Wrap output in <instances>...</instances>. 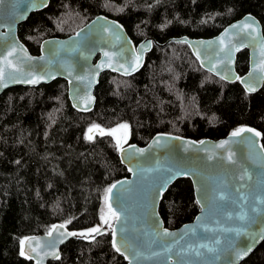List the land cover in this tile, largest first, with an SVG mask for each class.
Instances as JSON below:
<instances>
[{"label": "trees", "instance_id": "16d2710c", "mask_svg": "<svg viewBox=\"0 0 264 264\" xmlns=\"http://www.w3.org/2000/svg\"><path fill=\"white\" fill-rule=\"evenodd\" d=\"M246 13L264 35V0H49L17 26V36L38 54L43 39L68 36L102 14L120 23L134 45L145 37L162 43L211 37ZM247 58L245 49L236 54L238 77ZM94 96L92 110L81 113L70 106L60 78L0 94V264H32L21 255L22 240L55 224L72 233L100 227L70 238L47 264H125L109 240L114 218L106 202L109 187L127 176L119 141L144 145L156 133L218 139L248 126L260 133L264 149V79L247 93L237 80L203 70L182 42L152 45L134 74L101 73ZM94 126L106 132H90ZM157 210L169 229L194 217L198 206L187 177L168 185ZM239 264H264V239Z\"/></svg>", "mask_w": 264, "mask_h": 264}, {"label": "water", "instance_id": "95a60500", "mask_svg": "<svg viewBox=\"0 0 264 264\" xmlns=\"http://www.w3.org/2000/svg\"><path fill=\"white\" fill-rule=\"evenodd\" d=\"M48 2H0V68L5 74L0 94L11 87H35L60 78L66 82L70 106L86 113L94 106V87L101 73L134 74L152 45L169 42L185 43L203 70L225 82L237 80L247 93L256 92L262 85L264 35L258 19L250 13L211 37L179 36L162 43L145 37L136 45L120 23L98 14L68 36L43 39L38 54H30L17 36V26ZM244 49L247 69L237 79L235 57ZM33 80L36 82H29ZM241 129L253 131L198 141L156 133L144 145L120 146L118 142L117 156L127 176L109 187L112 192H107L110 199L106 202L120 215L119 221L114 218L111 223L109 240L113 247L115 230L124 255L113 249L125 264H239L259 245L264 239V149L256 129ZM181 177L191 182L198 211L191 220L169 229L163 226L158 203L168 185ZM165 231L174 235L165 236ZM69 233L66 226L55 224L47 233L25 237L20 251L31 257L32 264H47L75 236ZM193 250L201 255L196 256Z\"/></svg>", "mask_w": 264, "mask_h": 264}, {"label": "snow or ice", "instance_id": "6c2138e0", "mask_svg": "<svg viewBox=\"0 0 264 264\" xmlns=\"http://www.w3.org/2000/svg\"><path fill=\"white\" fill-rule=\"evenodd\" d=\"M0 2H2V0H0ZM247 27H249V28H251V26L249 25V26H247ZM254 30V29H253ZM77 35L79 36L80 35V33H77ZM262 53H264V49H262ZM10 55L12 54V53H9ZM105 55H108L107 53H105ZM41 59H43V57H41ZM10 63L11 62H9V65H10ZM16 71H20V69L19 68H17L16 69ZM261 71H264V64H262L261 65ZM4 70L2 69V68H0V83H3V81H4ZM250 75H251V73H250ZM237 79H239V77H237ZM29 82H32V83H35L36 81L35 80H33V81H29ZM4 86H6V85H4ZM251 90V89H250ZM94 127H97L98 128V126H94ZM121 127H127L126 125H121ZM89 131L91 132L92 131V129H89ZM101 131V134H103V130H100ZM241 131H249V132H251V131H253L252 129H240V130H237L236 132H233L232 133V135L233 136H238L239 134H240V132ZM257 135H259V133H257ZM89 139H91V137H89ZM222 146V145H221ZM138 151H141L142 152V150H138ZM129 171H132V169H129ZM169 171H171V170H169ZM174 175H187V173H175ZM171 176L168 178V180H166L162 185H161V190H163V188L164 187H166V184H167V182H169L170 180H171ZM113 188H115L116 187V185H113L112 186ZM107 192L110 194L111 192H112V188H109L108 190H107ZM157 195H159V192L157 193ZM224 197L223 196H221L220 197V199H223ZM107 199H110V196L109 197H106V200ZM197 203H201V201L198 199L197 200ZM109 210H110V213H111V216L113 217V218H115L117 221H119L120 220V215L115 211V210H113L112 208H111V204H109ZM101 219L104 221V223H108V220L107 219H105L104 217H101ZM200 219V217H197V220H199ZM61 227H63V226H61ZM99 231V229H97V228H93V229H91L90 230V232H98ZM124 230L123 229H121V232H123ZM192 231H194V229L192 230ZM69 235H81V236H83L84 235V233H80V234H77V233H69ZM163 235H165V236H168V235H174V234H171V233H168L167 231H165L164 233H163ZM116 232H115V230L113 231V247L115 248V250L117 251V252H120L121 253V255H124V253H123V251H122V248H121V246H119L118 244H117V242H116ZM22 244H23V241L21 242ZM216 243H219V241H216ZM200 247L201 248H203V247H206V245H200ZM169 251H170V249H169ZM194 251V253H195V255L196 256H200L201 255V253L198 251V250H193ZM208 251H212V249L211 248H209L208 249ZM242 254H246V252L245 253H238V255H242ZM21 255H24V252L23 251H21ZM177 255H181V253H177ZM29 258H31V257H29ZM125 258H127V257H125Z\"/></svg>", "mask_w": 264, "mask_h": 264}, {"label": "rangeland", "instance_id": "374dc122", "mask_svg": "<svg viewBox=\"0 0 264 264\" xmlns=\"http://www.w3.org/2000/svg\"><path fill=\"white\" fill-rule=\"evenodd\" d=\"M100 130H103V129H97L95 127L92 129V131L97 132V133H101ZM104 132H106V130H103V133ZM120 138L123 139V133L120 134ZM99 227H100V225L94 226V227H91V228H87V229H84V230H81V231H77L76 233L77 234L84 233V235L82 237H89V236H91V235H93L95 233V232H90V230L93 229V228H97L98 229Z\"/></svg>", "mask_w": 264, "mask_h": 264}]
</instances>
